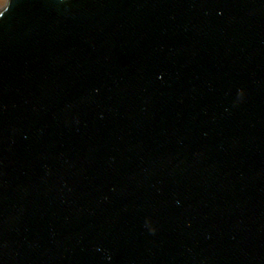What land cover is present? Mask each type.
Masks as SVG:
<instances>
[{
    "label": "water",
    "instance_id": "obj_1",
    "mask_svg": "<svg viewBox=\"0 0 264 264\" xmlns=\"http://www.w3.org/2000/svg\"><path fill=\"white\" fill-rule=\"evenodd\" d=\"M0 264H264V0H8Z\"/></svg>",
    "mask_w": 264,
    "mask_h": 264
},
{
    "label": "rangeland",
    "instance_id": "obj_2",
    "mask_svg": "<svg viewBox=\"0 0 264 264\" xmlns=\"http://www.w3.org/2000/svg\"><path fill=\"white\" fill-rule=\"evenodd\" d=\"M7 1L8 0H0V10H2L5 7Z\"/></svg>",
    "mask_w": 264,
    "mask_h": 264
}]
</instances>
